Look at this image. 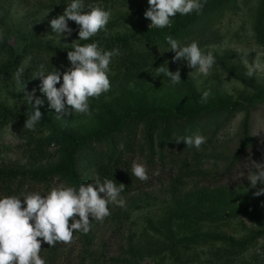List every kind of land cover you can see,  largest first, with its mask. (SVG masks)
Returning <instances> with one entry per match:
<instances>
[{
	"label": "rangeland",
	"instance_id": "rangeland-1",
	"mask_svg": "<svg viewBox=\"0 0 264 264\" xmlns=\"http://www.w3.org/2000/svg\"><path fill=\"white\" fill-rule=\"evenodd\" d=\"M70 2L0 0V44L8 28V45L15 52L29 42L38 48H71L79 39L73 21L68 22L70 37H47L55 36L49 21ZM84 3H99L111 11L107 35L101 31L91 39L129 40L110 63L111 90L90 100V116L74 113L58 120L39 92L40 81L33 79L43 59L29 56L22 66L26 89H37L45 101L42 121L62 139L56 145L48 129L29 130L23 119L4 125L0 168L53 171L54 177L42 184L25 180L16 194L0 191V198L16 195L23 200L31 192L46 195L53 187H74L71 170L79 185L103 183L110 170L127 180L128 188L121 193L126 205L110 204V216L93 220L85 237L75 232L70 245L42 243L40 255L46 264H264V195H254L264 185L253 188L247 179L252 161L264 162V71L247 75L248 65L257 60L264 64V0H207L202 14H177L162 29L149 28L151 21L144 17L147 0ZM168 35L182 45L197 40L205 52L212 51L216 63L211 74L197 75L186 61L172 62ZM134 54L141 56L138 67H124ZM5 59L0 53V64ZM165 61L170 71L180 69L179 84L157 76L156 67ZM24 87L14 77H0V104L29 113ZM204 91H210L206 102L201 101ZM206 112L212 114L195 120L190 134L204 135L206 143L199 149L176 143L185 136L182 118ZM150 114L167 115L169 122ZM118 125L122 128L97 135ZM93 137L97 139L92 144H81ZM110 154H118V163ZM133 161L146 165L147 181L132 175Z\"/></svg>",
	"mask_w": 264,
	"mask_h": 264
},
{
	"label": "clouds",
	"instance_id": "clouds-1",
	"mask_svg": "<svg viewBox=\"0 0 264 264\" xmlns=\"http://www.w3.org/2000/svg\"><path fill=\"white\" fill-rule=\"evenodd\" d=\"M207 0H147L148 8L144 17L151 21L150 27H169L172 18L191 13L202 14ZM111 18V11L99 3L85 5L84 0H71L62 14L49 21L55 36L49 39L65 38L72 35L73 29L68 22L73 21L79 27L78 40L71 44L67 51L70 66L61 72L55 68L49 71L44 63L38 65L33 79L40 81L39 92L46 97L48 106L55 110L56 119L75 114L91 115L90 100L111 90L110 63L120 50H106L99 41L80 44L77 41H89L99 32L105 31ZM171 52L174 53L172 62L186 61L187 67L197 75L207 77L216 63L212 51L203 50L197 40L181 44L171 35L165 37ZM169 61L156 67V74L168 77L172 85L179 84L181 72L178 68L170 71ZM258 71H264V64L259 60L248 65L247 75L253 76ZM193 71L189 73V76ZM16 84H25L23 89L24 101L31 105V111L26 117L24 127L35 130L42 121L40 108L45 101L36 95L37 89L28 91L24 80V69L18 68L14 73ZM62 80V82H61ZM59 85V87H57ZM210 91H204L201 101L206 102ZM184 142L187 147L199 149L206 143V137L200 133L182 136L176 143ZM247 179L253 188L258 183L264 185V162L252 161ZM131 173L140 181H147V167L143 162L133 161ZM157 170L154 175H158ZM123 183L105 178L99 181L80 184L78 189L73 186L53 187L46 195L31 192L23 196L16 195L0 198V264H46L40 255L42 243L55 247L57 243L70 245L74 233L87 234L91 230L92 221H103L110 216V204L124 207L126 201L121 198L125 189ZM103 194V196L101 195ZM259 197L264 195V186L257 188L254 193ZM78 217V218H77ZM91 217V219H90Z\"/></svg>",
	"mask_w": 264,
	"mask_h": 264
},
{
	"label": "trees",
	"instance_id": "trees-1",
	"mask_svg": "<svg viewBox=\"0 0 264 264\" xmlns=\"http://www.w3.org/2000/svg\"><path fill=\"white\" fill-rule=\"evenodd\" d=\"M84 1H88V0H84ZM176 29L183 30L184 26H178L176 27ZM172 32H174V29L170 31V33ZM11 33H12L11 30L5 28V40H3L2 44H0V53L3 52L6 55L5 61L0 64V77L2 76L14 77V73L17 71L18 68H22L24 61L29 56L31 57L34 55L37 57H41L39 58L41 61L43 59V63L46 65L49 71H53L55 70V68H57L61 72H63L70 66V62L67 59V51L71 50V48H54L51 46L38 48L36 47L35 44H33V42H29L25 44L18 52H15L14 48L8 45V38L10 37ZM93 41H99L100 46L105 48L106 50H111L113 48H121V47L127 48L129 46L128 44L129 40L124 37H107V38L97 37L89 41H83L80 44L89 43ZM133 56L135 57L134 60L126 59L125 62H123L124 67L126 68L131 67L132 69H136V67H138V63L141 60L140 59L141 56L140 54H134ZM28 114L29 113L14 112L10 109L5 108L0 104V129L4 127V125H6L9 121L14 119H23L25 121ZM210 114H212V112L189 115L188 117L182 118L185 136L191 134L195 120H197L198 118L203 119L206 115H210ZM150 116L154 119H163L165 120V123L169 122V118H170L169 116L163 114H158V115L150 114ZM121 128L122 125L111 127L105 131L100 132L97 135L106 136L108 135L109 131L119 130ZM35 129H37L39 132H43L46 129H48L52 133L53 140L55 141L56 145L60 144L62 139L61 135L51 124L41 121L36 125ZM97 135H94V137ZM94 137L89 140H83L81 144L84 145L92 144L97 139ZM126 148L127 150L130 148V143H127ZM117 155L118 154L114 156L113 154H110V156L116 158L115 163H118L119 161V157ZM70 159H72V155L70 156ZM109 160L113 161V158H110ZM72 167L73 166H71V168ZM112 173L113 171L109 170L105 175H103V177L107 179L115 180L117 182V185L119 183H123L126 186L124 191H126V189L128 188V184H126L125 182L127 180L120 179L115 175V173H113V175ZM110 176H114L115 178H109ZM53 177H54L53 171L33 170L30 172H25L17 169L0 168V191L8 194H13V193L16 194L18 191L21 190L23 186V182L25 180H27L32 184H42L51 181ZM70 178L73 182L74 187L78 189L79 183L78 180L76 179V175L73 172V170L70 171ZM82 236L85 237L86 234H82ZM244 250L245 249L243 248L239 249L238 253H243Z\"/></svg>",
	"mask_w": 264,
	"mask_h": 264
}]
</instances>
